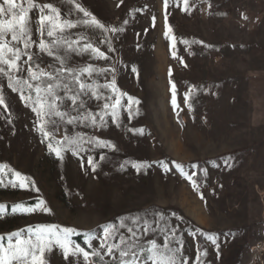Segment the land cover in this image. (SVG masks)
I'll return each mask as SVG.
<instances>
[{
	"label": "rangeland",
	"instance_id": "obj_1",
	"mask_svg": "<svg viewBox=\"0 0 264 264\" xmlns=\"http://www.w3.org/2000/svg\"><path fill=\"white\" fill-rule=\"evenodd\" d=\"M36 2L53 3L70 20L84 18L61 0ZM76 2L107 27L122 30H69L72 39L88 36L109 56L72 54V65L115 67L95 80L105 84L114 78L127 95L120 98L118 118L104 115L102 125L105 100L84 97L81 111L96 114L97 126L61 122L50 141L38 131L36 114L0 77L8 104L7 109L0 106V164L34 182L24 188L0 186V204L6 206L0 235L55 225L74 229L72 241L83 236L88 245L90 233L100 237L109 225L127 235L126 228H119L121 220L139 217L136 231L145 247L152 239L163 244L160 229L167 225L176 230L169 239L173 247L183 245L188 264H248L250 247L264 239V0H189L187 11L173 0L167 9L164 0ZM38 15L35 9L30 13L33 21ZM104 36L110 43L100 42ZM32 39L38 40L35 25ZM39 63L50 71L47 66L56 62L41 55ZM100 92L116 98L109 89ZM185 93H190L187 100ZM77 133L115 147L86 145L88 151H65L62 159L48 148L49 142L55 146V140ZM134 164L141 165L139 171ZM41 200L50 212L39 210ZM15 204L37 211H13ZM161 213L164 220L154 223ZM145 221L155 231L143 235ZM98 247L99 239L93 242ZM46 258L48 264L74 261L55 248ZM99 264L113 261L104 255Z\"/></svg>",
	"mask_w": 264,
	"mask_h": 264
},
{
	"label": "snow or ice",
	"instance_id": "obj_2",
	"mask_svg": "<svg viewBox=\"0 0 264 264\" xmlns=\"http://www.w3.org/2000/svg\"><path fill=\"white\" fill-rule=\"evenodd\" d=\"M62 3L73 6L77 11L83 14L82 19L73 21L64 17L59 7L53 3H38L36 0H3L0 3V77L7 80L6 87L12 92L19 93V98L25 102L26 107L39 118L37 125L38 131L50 141L54 139V131L61 122L69 125L76 123L91 124L97 126L96 114L88 111L82 112L86 108L84 97L100 100L103 98L105 103L101 107L99 124H103V116L111 115L118 118V109L121 106V97L126 93L119 92L116 87L115 79L110 82L100 84L95 80V76L104 75L108 71L113 73L115 67L97 68L92 64L85 66H74L71 63L72 54L90 53L97 59L108 60L106 55L98 46L90 42V37L81 35L72 39L68 34L69 30L83 26L87 29H97L101 34L118 33L122 29L118 27H107L101 23L92 13L85 10L76 0H61ZM177 6L183 4L184 10L189 7V0H173ZM169 6V0H164V8ZM211 7V4H208ZM37 10L39 15L36 21L31 19L32 10ZM155 18H153L154 20ZM246 19V17H245ZM127 23V21H125ZM33 25L38 35V40H33ZM172 29L169 26L168 33ZM167 35V33H166ZM10 37V38H9ZM101 43H110L109 38L104 36ZM184 43H188L184 41ZM22 45V47H21ZM35 47L37 52H32ZM115 51V49H110ZM41 55L52 58L59 67L49 64L47 67L52 71L45 70L40 66ZM26 57V59H23ZM27 65V67H24ZM136 71L135 68L132 69ZM109 89L115 95L106 96L100 92V89ZM173 88V106H178L175 96V85ZM194 86L190 92H194ZM63 93L61 95L60 93ZM33 93L35 95H33ZM190 93H185L187 100ZM129 101H134L128 97ZM108 101H112L109 103ZM0 106L8 108L4 96V87L0 86ZM78 113L77 116H71L67 111ZM110 109V112H109ZM49 126L51 130H49ZM142 131V130H140ZM115 147L110 142L99 139H85L84 136L77 133L75 136L65 135L62 140H55V146L52 142L48 143V148L59 158H63L62 153L70 151L74 155H79L89 149L86 147ZM88 164L95 171L96 165L93 164L91 156L88 158ZM123 167V165L121 166ZM139 171L141 165H133ZM177 168L182 166L177 164ZM9 174L15 179H6ZM196 187V181L192 175L187 176ZM5 183L11 187H27L34 183L29 177L12 169L7 164H0V186ZM39 191V189H36ZM45 202H39V210L50 212L51 209L44 206ZM5 205L0 204V215L5 210ZM13 211H22L33 213L37 208L26 207L23 204H15ZM159 219L154 223L164 220L163 214H158ZM141 223L139 217H129L127 220H121L119 228H126L127 235L118 231L113 225L102 229V236L97 237L95 233H90L88 237V247L91 251L74 243L71 239L75 230L71 228H59L55 225L38 226L36 229L29 228L25 234L22 231L12 232L7 237L0 235V264H48L46 254H50L53 249L62 252L65 260L69 256L74 258L72 264H99L104 260V255L111 257L113 264H188L184 257L183 245L179 247L172 246V240L169 237H175V229H168L167 225L160 231L164 234V243L160 244L157 240L148 241L145 247L140 243L141 236L136 231V225ZM143 235H147L152 229L151 223L145 221L142 225ZM99 239V247L93 248V242ZM213 244H216L214 236H209ZM219 246L217 245V248ZM207 253L205 252L204 255ZM82 257V261L81 258ZM95 258V259H93ZM199 259V257H197Z\"/></svg>",
	"mask_w": 264,
	"mask_h": 264
},
{
	"label": "built area",
	"instance_id": "obj_3",
	"mask_svg": "<svg viewBox=\"0 0 264 264\" xmlns=\"http://www.w3.org/2000/svg\"><path fill=\"white\" fill-rule=\"evenodd\" d=\"M249 254L248 264H264V239L254 243L249 249Z\"/></svg>",
	"mask_w": 264,
	"mask_h": 264
},
{
	"label": "trees",
	"instance_id": "obj_4",
	"mask_svg": "<svg viewBox=\"0 0 264 264\" xmlns=\"http://www.w3.org/2000/svg\"><path fill=\"white\" fill-rule=\"evenodd\" d=\"M52 65H54V67H59V65L57 63H51ZM53 69H50V71H52ZM74 240L76 241V243L78 245H80L81 247L85 248V250L87 251H91V249L88 247V245L85 242V239L83 236H78L76 238H74Z\"/></svg>",
	"mask_w": 264,
	"mask_h": 264
}]
</instances>
